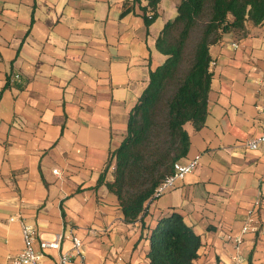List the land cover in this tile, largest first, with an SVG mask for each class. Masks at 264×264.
Here are the masks:
<instances>
[{
	"label": "crops",
	"instance_id": "crops-1",
	"mask_svg": "<svg viewBox=\"0 0 264 264\" xmlns=\"http://www.w3.org/2000/svg\"><path fill=\"white\" fill-rule=\"evenodd\" d=\"M127 1L0 0V264L23 249L22 222L44 239L63 235V251L78 237L82 257L70 264H150V231L174 211L201 236L194 264H231L230 238L256 206L260 229L246 235L244 264H264V142L248 146L264 134V23L211 47L208 117L200 130L186 123L181 160L199 155V164L148 204L143 229L98 183L104 172L114 179L111 155L166 59L156 41L180 0H162L149 26L147 0L123 14ZM58 256L47 250L45 261Z\"/></svg>",
	"mask_w": 264,
	"mask_h": 264
},
{
	"label": "trees",
	"instance_id": "trees-1",
	"mask_svg": "<svg viewBox=\"0 0 264 264\" xmlns=\"http://www.w3.org/2000/svg\"><path fill=\"white\" fill-rule=\"evenodd\" d=\"M140 1H127L123 14ZM161 1L141 6L147 26L159 17ZM250 22L264 23V0H180L177 15L164 24L156 47L166 59L150 71L148 86L130 110L127 135L107 166L115 164L114 179L107 181L104 172L98 183L118 196L126 222L142 220L146 228L143 215L157 187L190 151L186 123L196 130L206 123L211 47L228 32L245 35ZM149 238L150 264H194L202 246L201 236L176 211L160 218Z\"/></svg>",
	"mask_w": 264,
	"mask_h": 264
},
{
	"label": "built area",
	"instance_id": "built-area-1",
	"mask_svg": "<svg viewBox=\"0 0 264 264\" xmlns=\"http://www.w3.org/2000/svg\"><path fill=\"white\" fill-rule=\"evenodd\" d=\"M236 45V44H235ZM19 75L16 74L15 77ZM264 116V106L262 107ZM264 142V134L260 137L251 139L248 146L256 149ZM200 156L197 155L187 163H176L175 172L165 177L157 187L154 196L160 198L166 192L174 188L178 181L183 180L186 175L192 172L199 164ZM115 169V164L109 167ZM57 173V170H54ZM258 206L251 208L247 212V217L241 229L234 233L230 240L232 243L231 264H244L245 256L243 252L246 235L248 233L258 232L260 229V218ZM12 220L14 218H11ZM22 236L24 241L23 249L16 255L10 257L11 264H47L45 261V252L47 250H56L59 252L58 260L55 264H70L77 257H82V241L78 237H73V252L62 250L63 235L58 234L54 239H44L36 226L22 222ZM114 264H121V259Z\"/></svg>",
	"mask_w": 264,
	"mask_h": 264
},
{
	"label": "rangeland",
	"instance_id": "rangeland-1",
	"mask_svg": "<svg viewBox=\"0 0 264 264\" xmlns=\"http://www.w3.org/2000/svg\"><path fill=\"white\" fill-rule=\"evenodd\" d=\"M115 170V169H114Z\"/></svg>",
	"mask_w": 264,
	"mask_h": 264
}]
</instances>
